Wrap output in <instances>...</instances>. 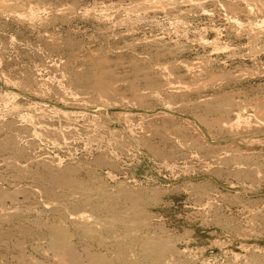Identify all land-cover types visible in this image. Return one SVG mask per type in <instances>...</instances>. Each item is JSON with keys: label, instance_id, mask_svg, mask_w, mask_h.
Here are the masks:
<instances>
[{"label": "rangeland", "instance_id": "374dc122", "mask_svg": "<svg viewBox=\"0 0 264 264\" xmlns=\"http://www.w3.org/2000/svg\"><path fill=\"white\" fill-rule=\"evenodd\" d=\"M263 215L264 0H0V264H59L53 229L264 264Z\"/></svg>", "mask_w": 264, "mask_h": 264}, {"label": "bare ground", "instance_id": "6f19581e", "mask_svg": "<svg viewBox=\"0 0 264 264\" xmlns=\"http://www.w3.org/2000/svg\"><path fill=\"white\" fill-rule=\"evenodd\" d=\"M96 88L98 89V91H100L104 95H106V94L108 95V93H110L112 91L110 86H108L106 83H103L102 81L96 82ZM258 113L261 114V113H263V111L258 109ZM242 118H243V115H242V113H240L238 115V120L240 121V120H242ZM251 118L252 117H250L248 119L251 120ZM244 121H245V119H244ZM97 207H99V206H97ZM84 221H85V223L89 222L85 218H84ZM51 240H52L53 249L61 254V259L59 261V264H65L68 261L75 262V264H80L79 263L80 256L78 255V253L73 248L69 247L68 242H67V234L64 231L53 229L51 231ZM143 249H144V247H143ZM167 250H168V245H166V244L164 245V247L160 248V247L156 246L155 244L149 243L148 246L145 248V254H146L148 260L142 261L140 264H161L160 261L162 260V258L166 254ZM131 257H132V254H131ZM136 259L138 260V258H136ZM131 260H132V258L131 259L126 258V255H125V257L120 258V261L123 262L124 264H132ZM88 261L91 264H112L109 259L102 257V256H97V255L90 256L88 258Z\"/></svg>", "mask_w": 264, "mask_h": 264}]
</instances>
